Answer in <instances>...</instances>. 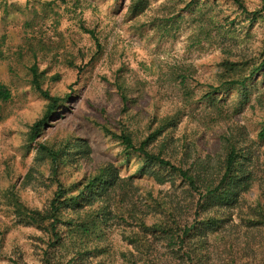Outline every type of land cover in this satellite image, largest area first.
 Here are the masks:
<instances>
[{"label": "rangeland", "instance_id": "rangeland-1", "mask_svg": "<svg viewBox=\"0 0 264 264\" xmlns=\"http://www.w3.org/2000/svg\"><path fill=\"white\" fill-rule=\"evenodd\" d=\"M137 1L0 0V83L12 92L9 102L0 101V264H144L135 244L124 238L140 229L121 204L114 206L119 221H94L99 237L84 243L77 237L76 247L68 241L55 248L48 234L20 220L10 202L13 193L31 210L45 211L58 180L69 188L83 181L67 196L75 197L87 185L85 177L104 176V169L110 177L105 185L116 175L138 173L144 176L140 198L163 201L161 191L171 190L172 183L159 185L150 174L153 165L126 151L122 133L143 141L163 120L175 119L151 149L158 155L166 139L162 157L177 166L197 155H212L216 165L222 137L232 135L250 148L247 165L264 177V72L256 77L252 102L236 114L208 109L203 99L210 85H219L225 60L264 59V0H243L247 12L230 0ZM33 69L42 89L60 98L34 140L32 127L50 102L37 92ZM222 94L236 100L231 90ZM84 140L87 153L77 155L76 148L72 158L65 156L57 178L51 156L40 146L69 151ZM260 194L253 187L241 208L222 209L225 223L217 232L197 229L192 242L203 243L205 264H264V228L243 221ZM96 206L93 212L86 207L83 218ZM59 231L63 242L69 228L60 225ZM155 245L156 264L182 263L168 240L156 239Z\"/></svg>", "mask_w": 264, "mask_h": 264}, {"label": "trees", "instance_id": "trees-1", "mask_svg": "<svg viewBox=\"0 0 264 264\" xmlns=\"http://www.w3.org/2000/svg\"><path fill=\"white\" fill-rule=\"evenodd\" d=\"M230 1L239 6L243 12H247L243 0ZM136 3L146 5L144 0H138ZM224 62L218 74L219 85H210L211 90L203 99L209 102L208 109L219 113H227L232 109L234 114H236L252 102V88H258L256 77L259 73L264 72V59L260 63L252 64L230 60H225ZM33 75L37 92L50 102L45 117L32 127V139L34 140V137L41 132L50 117L59 109L60 98L53 97L49 92L42 89L36 69H33ZM227 90L236 93V100L229 102L231 99L229 95L223 97L222 93ZM11 99L12 92L9 87L0 83V101L9 102ZM63 103H67V101H63ZM227 108L228 110L225 111ZM164 122L165 125H163ZM174 125L175 119L163 120L161 127L143 141H136L127 133H122L119 137L126 151L142 157L148 164L153 165L150 174L159 185L172 183L171 190L161 191L165 195L163 201H153L149 196L140 198L139 191L142 187L139 182L144 180V176L138 173L129 177L116 175L113 181L105 185L110 177H106L108 170L104 169L102 171L104 176L96 177L94 180H91L90 176L85 177L84 181L88 183L75 197L68 198L67 196L79 184H83V181L69 188L58 180L54 199L49 205L50 207L45 211L31 210L23 205L16 195L12 193L10 202L15 214L22 222H26L48 234L55 248L66 247L68 241L70 245L72 243L73 247H76L77 237L83 240L81 243H84L92 235H97L96 231L99 228L97 222L100 219L102 221L104 219L107 223L114 220L119 221L121 219L120 214L116 212L114 206L121 204V206L127 208V220L134 222V226L140 229L137 231L132 230L124 238L130 244H135V247L143 256L144 264H156L155 261L158 258L156 256V239L168 240L169 245L177 247L183 260L181 264H205L206 256L203 243L200 241L192 242L194 241L195 232L202 227L211 232H217L225 223V217L222 216L221 210L241 205L242 200H246L248 193L253 187L261 190V199L259 198L257 206L252 207L251 213L243 218V221L247 225L264 228V177L259 179L257 172L253 171L255 169L254 166L249 167L247 165L250 159L248 158L249 154L246 153L249 152L250 148L248 147L247 150V148L243 147L245 146L243 145L244 142L239 138H234L232 135H224L222 137L223 155L220 154L218 156L216 165L212 155L206 157L197 155L192 161H188L187 164L181 162L177 166L162 157L167 145L166 139L161 141L158 155L153 153L151 149L153 143L156 140L159 141L157 138L164 135ZM260 137L264 139V129ZM86 143L84 140L82 147H77L78 143L73 144L69 151H65L62 148L55 150L43 145L40 148L43 153L51 156L52 163L55 166L54 174L58 178L59 169L67 159L65 156L72 158L75 154L74 150H77L76 148H78L77 155L86 154ZM253 161L254 157L252 155L251 162ZM155 166L156 169L154 168ZM176 178H179V183L174 181ZM177 193H181L182 197ZM197 196L198 200L194 202ZM176 200L178 201L176 202ZM174 203H177V206ZM94 204L97 205L94 208V214H89L87 218H83L84 209L89 207V212H93ZM241 207L242 205L239 206V208ZM69 208L71 209V214L67 216ZM192 210L193 215L191 214ZM151 214L161 215L153 218ZM188 216L193 218L192 221H187L186 218ZM89 218H92L91 222L88 221ZM148 219L153 220L149 223ZM95 220L97 222H94ZM127 223H129V227L132 226L130 221ZM60 225H65L69 228V236L63 242V237L59 231ZM132 233L134 234L132 235ZM152 237L154 240H151ZM132 263L139 264V261H133Z\"/></svg>", "mask_w": 264, "mask_h": 264}]
</instances>
